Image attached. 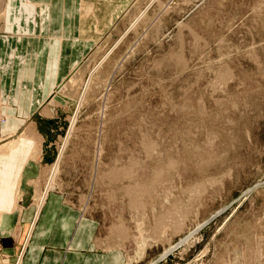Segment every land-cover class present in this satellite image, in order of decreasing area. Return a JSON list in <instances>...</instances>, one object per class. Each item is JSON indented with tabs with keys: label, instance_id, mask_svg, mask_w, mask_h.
Here are the masks:
<instances>
[{
	"label": "rangeland",
	"instance_id": "rangeland-1",
	"mask_svg": "<svg viewBox=\"0 0 264 264\" xmlns=\"http://www.w3.org/2000/svg\"><path fill=\"white\" fill-rule=\"evenodd\" d=\"M12 1L0 0L9 29L29 2ZM143 10L99 42L27 132L0 143V226L13 197L23 216L35 212L48 182L97 222L95 250L110 261L264 264V0ZM34 143L54 159L26 200L14 159Z\"/></svg>",
	"mask_w": 264,
	"mask_h": 264
},
{
	"label": "crops",
	"instance_id": "crops-1",
	"mask_svg": "<svg viewBox=\"0 0 264 264\" xmlns=\"http://www.w3.org/2000/svg\"><path fill=\"white\" fill-rule=\"evenodd\" d=\"M28 1L27 10L19 8L11 29L6 19L0 20V32L5 30L0 33L1 144L27 132L36 114L51 104L55 89L83 66L99 42L130 29L154 0ZM133 11L138 14L129 22ZM53 159L54 153L42 143H34L27 154L20 151L14 159L19 162L15 194L21 192L27 200L44 165ZM15 199L8 201L13 206L1 214L0 226V256L10 264L16 260L14 264H118L108 253L95 250L97 222L56 192L48 191L42 207L37 204V213L26 209L24 216ZM21 216L28 218L22 227L31 224L25 235L17 231Z\"/></svg>",
	"mask_w": 264,
	"mask_h": 264
},
{
	"label": "bare ground",
	"instance_id": "bare-ground-1",
	"mask_svg": "<svg viewBox=\"0 0 264 264\" xmlns=\"http://www.w3.org/2000/svg\"><path fill=\"white\" fill-rule=\"evenodd\" d=\"M87 89V88H86ZM86 91V90H85ZM75 122V121H74ZM69 138V137H68ZM67 143V142H66ZM66 143L64 144V146H63V150H64V148H65V146H66ZM62 155V154H61ZM58 162H59V160H58ZM58 162L56 163V165H55V167H54V170H52L53 172H51V173H53V177L51 178V182H52V184L54 183V179H55V175L57 174V172L59 171V164H58ZM51 182H49V183H51ZM53 186V185H52ZM51 186V184H50V186H49V188H47V190H45V192H43V194H42V196H41V199H40V203H39V205H38V207L40 206V208L42 207V205H43V203H44V201H45V199H46V196H47V192H48V190L50 189V187H52ZM17 264H19V263H17Z\"/></svg>",
	"mask_w": 264,
	"mask_h": 264
}]
</instances>
